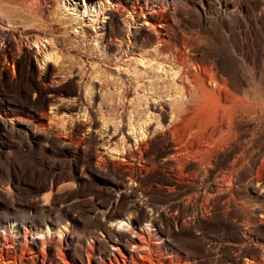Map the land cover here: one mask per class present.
Instances as JSON below:
<instances>
[{"label":"rangeland","instance_id":"rangeland-1","mask_svg":"<svg viewBox=\"0 0 264 264\" xmlns=\"http://www.w3.org/2000/svg\"><path fill=\"white\" fill-rule=\"evenodd\" d=\"M110 4L0 0V264H264V0Z\"/></svg>","mask_w":264,"mask_h":264},{"label":"bare ground","instance_id":"bare-ground-1","mask_svg":"<svg viewBox=\"0 0 264 264\" xmlns=\"http://www.w3.org/2000/svg\"><path fill=\"white\" fill-rule=\"evenodd\" d=\"M87 1H91V2H93V1H95V0H87ZM99 1V0H98ZM119 0H110V5H112V7H111V10H110V12H106V14L107 15H109V16H113L112 15V11H114V8L115 7H117V2H118ZM113 9V10H112ZM134 9V8H133ZM134 11V10H133ZM84 13L85 12H87L86 11V9L83 11ZM151 12V11H150ZM140 15H141V13H139ZM88 14H86V15H84V14H80V16H78V20L80 21L79 23L82 25V26H87V18H85L86 16H87ZM153 15V14H152ZM151 15H149V14H146V13H143V15H142V18H143V21L146 23L147 21V19H149L150 21L149 22H151V25H155V23L153 22V20L152 19H150L149 17H150ZM96 17V16H95ZM137 20V19H136ZM147 24H150V23H147ZM145 62V61H144ZM204 77V76H203ZM201 78H202V76H201ZM214 80L213 81H216V83H217V80L215 79V78H213ZM202 81H201V83H203V85H205V82H206V77H204V78H202L201 79ZM200 83V84H201ZM185 88V87H184ZM204 88V87H203ZM205 88H206V86H205ZM186 89V88H185ZM218 89V88H217ZM207 90V89H206ZM209 91V90H208ZM221 98V97H220ZM220 98H218V99H220ZM236 99V101H239L240 102V105L237 107V108H235V107H233V105H234V103L236 102V101H233V100H231V102H228V108H229V110H231V112H230V115H229V118H227L228 120H227V123L225 124L229 129L232 127V124H234V123H237L238 124V126L239 125H241V124H244V123H246L247 122V119L249 118V116H248V111H247V107H246V104L244 103V101H240V100H237V98H235ZM226 100V99H225ZM220 101V100H219ZM224 101V100H223ZM225 103V102H224ZM166 135V134H165Z\"/></svg>","mask_w":264,"mask_h":264}]
</instances>
